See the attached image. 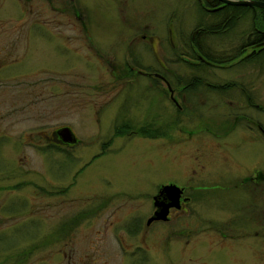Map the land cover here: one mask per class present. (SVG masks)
I'll return each mask as SVG.
<instances>
[{
	"label": "rangeland",
	"instance_id": "374dc122",
	"mask_svg": "<svg viewBox=\"0 0 264 264\" xmlns=\"http://www.w3.org/2000/svg\"><path fill=\"white\" fill-rule=\"evenodd\" d=\"M61 1L55 26L46 23L54 15L42 0H0V234L21 236L17 255L26 257L17 264H264V228L241 231L258 218L264 200L223 178L255 164L264 172V140L238 138L253 126L244 117L264 128V110L246 104L250 96L264 108V68L198 66V73L193 65L165 61L164 45L157 58L125 55L139 56L141 46L128 42L136 32L168 43L170 20L182 23L188 36L209 17L195 0ZM73 10L81 11L88 32ZM217 42L223 48V40ZM127 67H166L179 103L187 94L178 92L176 75L235 88L218 95L203 86L187 96L196 107L179 115L163 83L151 90ZM123 122L150 125L160 135H116ZM63 127L74 133L73 147L52 142ZM188 132H194L190 140ZM228 132L219 142L211 135ZM229 182L232 187H219ZM168 184L215 194L147 225L152 196ZM233 219L234 232H214ZM0 244L9 247L5 239ZM7 254L0 253V263Z\"/></svg>",
	"mask_w": 264,
	"mask_h": 264
},
{
	"label": "flooded vegetation",
	"instance_id": "af4514ba",
	"mask_svg": "<svg viewBox=\"0 0 264 264\" xmlns=\"http://www.w3.org/2000/svg\"><path fill=\"white\" fill-rule=\"evenodd\" d=\"M28 1V2H33V1H40V0H23ZM47 4V6L50 8L51 12L53 13V17L51 21L46 22L47 24H54L55 26H58L59 20L58 16L59 13H61L62 8H61V0H42ZM65 3L67 0H64ZM196 2V7L203 13V14H216L219 11H222L225 6H223L221 9L215 12H210L209 10L217 8L220 6L219 3H217L214 7H206L203 3L202 0H195ZM72 10V9H71ZM67 11V9L65 10ZM68 12V11H67ZM73 15L76 13L74 10L71 11ZM78 22L80 23L82 29L85 32L87 31L86 23L83 20L81 11H78L77 14ZM208 17L207 19H209ZM206 19V20H207ZM89 23V22H88ZM233 24L231 21H200L196 23L194 26L193 30L188 36L184 35V30L182 23L180 24V27H175L174 24L171 22V20L166 24V31H167V36H168V43L160 40V38L156 37L152 34H148V32H136L135 34L133 33L128 42L129 45L132 46L133 48H140L139 56L138 53H128L126 52L125 55H127L130 59L137 61L143 54H148L149 56H154L155 58L158 57L160 54V48H162V45L166 47L167 53H165L166 57H164L165 61L169 60H174L175 62H180L181 64H185V66L188 65H193L198 73L199 69L197 68L198 66H201L202 68L204 66L206 67H211L214 69H231L235 65H241V64H246V65H257L262 68H264V27L263 29H256L255 27L253 30H251V23L250 21H242L241 23H238L236 26L233 27V30L228 29L225 32H228V35L225 37H222L221 39L223 40L222 46L223 48H219V42L220 37L218 36V33H220V28L223 25L226 24ZM242 24H245L244 26H241ZM204 25H208V29L204 27ZM224 27V26H223ZM145 28V27H144ZM204 35V33H206ZM224 32V31H223ZM213 34L212 36H210ZM56 38V37H55ZM167 38V37H166ZM227 41V42H224ZM54 43V42H53ZM140 45V46H139ZM96 55H101L98 53V51L95 49ZM169 59H168V58ZM222 62V63H219ZM205 67V68H206ZM127 72L129 75H133L134 73L137 74V76H140L142 78H146L149 83V89H155L157 83H163L165 86L164 94L168 95L171 104L174 106L175 110L180 112H186L187 108H194L196 107L193 102L188 99V95H197L199 92H201V88L203 86H206V90L208 92H213L218 95L220 94H228L229 92H232L235 88V84H223V85H214L206 82L203 77L201 76H194V78L190 81H186L187 83L183 84V79L179 78L180 76H175L176 80L178 83H180L181 87H178V92H180L182 95L185 93L187 94L185 98H182L181 103L177 101V99L174 97L175 95V90L172 88V82L168 79V69L164 67V71L156 72L154 70H149V68H146L144 72L140 70H134L131 67L126 68ZM167 71V72H166ZM183 77V75L181 76ZM120 78V76H119ZM241 91L245 94L242 89ZM217 95V96H218ZM246 104L249 108H254L258 109L260 112L264 110L261 106L253 103V100L250 96H247L246 98ZM178 114V113H177ZM179 114V115H180ZM244 120L248 121L250 124L253 126L249 125V130H246V134L239 135V139L243 141H251V136H254L256 138H259L260 140H264V128L261 124V122H258V120H249L246 119L245 117L243 118ZM238 121V117L236 116L234 118V121L232 123V128L235 127V123ZM153 122H150L152 124ZM219 125V123H218ZM217 125V126H218ZM170 126V125H169ZM168 126V128H169ZM150 128V125H149ZM208 129L205 128V131ZM219 130V129H218ZM57 131V130H56ZM55 131V132H56ZM149 132L152 133L154 132V129H149ZM230 132L228 133H212V138L214 141L219 142L221 138L224 136H227ZM245 133V132H244ZM132 134H137L136 132H128L125 135L121 136H128ZM204 134V133H203ZM188 140L192 139L194 136V132H188ZM142 136V135H141ZM140 136V137H141ZM145 137H150V135H143ZM54 139V142L59 144L61 147H73L74 145H68L66 143H63L61 139L55 135L52 136ZM144 138V137H143ZM250 138V139H249ZM154 139V138H153ZM202 137L200 138L199 141H202ZM58 146V145H57ZM227 159V157H224ZM242 166V165H241ZM241 166H236V167H241ZM244 171V167H243ZM231 177L226 176L223 178H232L237 180V184L239 186L244 187L248 192H249V197H253L254 199L257 200H264V196L262 197V194L264 193V172L261 171V169L256 166V164L253 167L246 168L244 173L242 175H235L234 173L231 172ZM221 178V177H219ZM218 178V179H219ZM203 187L206 189L207 185L203 181H200ZM200 182L198 184H200ZM217 183L218 181H214ZM234 183H227V185L219 186L222 190L228 189L232 187L231 185ZM171 185V184H168ZM175 185V184H172ZM176 186V185H175ZM162 187V186H161ZM160 187V188H161ZM178 187V186H177ZM215 187V188H219ZM160 188L158 190H160ZM181 189V195L179 199V206L178 207H171L168 211V216L167 220L169 221L170 217L173 214L176 213H186L187 212V205L190 204L191 202H203L206 200L208 197L214 196L215 192L213 193L212 191L204 190L199 191L197 193H186V189L184 187H178ZM200 188V187H199ZM156 195L152 196V204L154 206V197ZM248 201L244 204L245 206L247 205ZM256 204V203H254ZM254 204H252L254 206ZM251 205V209H252ZM248 206V205H247ZM156 210V207L154 206V211L152 215L154 214ZM264 208L262 206L259 207V213L258 211L255 212V215H258L257 219L251 220L252 222L247 224V227L245 229H241L242 232H258L256 230H260L259 232H263L262 229L264 228ZM254 212V210L252 209ZM151 215V216H152ZM238 222L242 221V218H238ZM247 221V220H246ZM246 221L244 223H246ZM157 222V221H154ZM152 222V223H154ZM238 222H235L233 219V222L228 223L224 226L217 225L214 230V232H221L223 235L224 233L222 232H234L232 229V226L237 224ZM255 225L258 227L255 230H252V226ZM255 235L262 236L261 234L255 233ZM226 236V235H223Z\"/></svg>",
	"mask_w": 264,
	"mask_h": 264
},
{
	"label": "trees",
	"instance_id": "16d2710c",
	"mask_svg": "<svg viewBox=\"0 0 264 264\" xmlns=\"http://www.w3.org/2000/svg\"><path fill=\"white\" fill-rule=\"evenodd\" d=\"M204 5L206 7H214L218 2L216 0H202ZM256 1H262L264 2V0H256ZM218 5V4H217ZM205 16H209L210 18L215 20H210L207 19L205 21H231L233 24H226L221 26L220 28V33H218V36L220 38L225 37L228 35L227 31L228 29L233 30V27L236 26L238 23H241L242 21L247 22L248 19L250 21V27L251 30H253V28L255 27L256 29H263L264 27V9H259V8H255V7H233V6H225V8L222 11L217 12L216 14H205ZM239 25V24H238ZM204 27L206 29L209 30L208 25H204ZM224 31V32H223ZM207 34L204 33V35ZM213 34H211L210 36H212ZM222 63V62H219ZM178 114H180V112L178 111ZM149 125H144V126H140L139 128H136L135 126L127 123V122H123L119 127H117V134L116 135H125L128 132H131L132 130H134V132H136L139 135H150V137L152 138H157L160 135V132L158 130H155L154 132L150 133L149 132ZM150 133V134H149ZM163 136V135H161ZM52 142L54 144H56L54 142V139L52 137ZM52 143V144H53ZM55 147H58L57 145ZM50 148V147H49ZM17 234V232H12L9 236L8 235H4V234H0V243L4 241L7 243V245H9V247H5L3 249L0 248V253H5V252H9V254H7V256L5 257V261L1 262L0 264H17L20 260H25V258H23L22 256L26 257V252H20L17 255V250H16V246L18 245L19 241H18V237L21 236H17V235H12V234ZM68 235L67 232L64 233V236ZM26 236V235H25ZM24 239V238H23ZM5 244V243H4ZM1 247V244H0Z\"/></svg>",
	"mask_w": 264,
	"mask_h": 264
},
{
	"label": "water",
	"instance_id": "95a60500",
	"mask_svg": "<svg viewBox=\"0 0 264 264\" xmlns=\"http://www.w3.org/2000/svg\"><path fill=\"white\" fill-rule=\"evenodd\" d=\"M220 6L209 10L215 12L221 9L223 6L233 7H255L264 9V2L256 0H216ZM56 135L61 139L63 143L72 145L75 144L76 137L69 127H63L56 131ZM181 189L175 185L162 186L158 194L154 197V206L156 210L154 214L148 219L147 225H150L154 221L167 220L168 211L171 207L179 206V199L181 195Z\"/></svg>",
	"mask_w": 264,
	"mask_h": 264
}]
</instances>
